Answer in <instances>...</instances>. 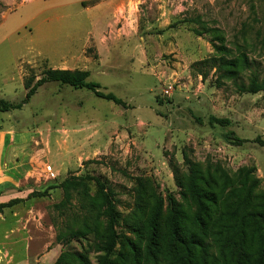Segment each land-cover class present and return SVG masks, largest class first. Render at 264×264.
<instances>
[{
	"label": "rangeland",
	"instance_id": "374dc122",
	"mask_svg": "<svg viewBox=\"0 0 264 264\" xmlns=\"http://www.w3.org/2000/svg\"><path fill=\"white\" fill-rule=\"evenodd\" d=\"M86 39H121L119 70L87 81L123 104L55 81L25 100V82L55 69L57 54ZM86 53L101 59L93 46ZM243 55L248 67L219 65ZM177 68L183 78L169 74ZM147 86L152 101L137 96ZM0 100L19 105H0V130L31 132L23 138L28 151L43 146L40 131L61 126V116L69 135L81 126L102 132L108 120L107 146L93 143L92 154L66 173L81 183L69 200L47 162L40 182L32 179L3 203L0 264H53L60 256L70 264H170V208L182 233L199 235L214 252L218 224L264 196V0H0ZM139 114L146 123H137ZM190 163L209 197L206 230L194 223L197 206L185 187ZM158 204V239L149 252Z\"/></svg>",
	"mask_w": 264,
	"mask_h": 264
},
{
	"label": "trees",
	"instance_id": "16d2710c",
	"mask_svg": "<svg viewBox=\"0 0 264 264\" xmlns=\"http://www.w3.org/2000/svg\"><path fill=\"white\" fill-rule=\"evenodd\" d=\"M214 48H217L213 45ZM241 60V61H240ZM220 66L236 68L238 66L243 69L249 66L248 58L243 55L240 59H220ZM89 72L86 70H68V69H46L42 72V77L33 83L32 79L25 82V100H27L35 90L47 81H55L60 84L69 85L72 88H86L92 90L96 96L114 101L117 104L123 102L113 93H102L98 91L99 84L87 81ZM258 89H251V92H256ZM1 110L8 108H18L19 105H9L0 100ZM215 119H211V121ZM195 164L190 163V174L188 175L186 185L190 196L197 206V213L194 216V223L198 229L206 230L205 213L207 207L205 200H208V195L204 194L199 187V181L202 177ZM64 189L65 200H69L70 192L77 190L81 185L72 179H63L58 186ZM0 203V208L4 207ZM161 205L158 204L153 210L148 223L147 250L150 252L157 244L158 239V219L160 215ZM168 217V242L167 247L174 257L170 264H264V196L261 201L254 204V207L242 209L237 208L225 223L218 224L219 228L215 233H212L213 240L218 243L214 252L210 250V244L205 239L194 233L184 234L181 231L179 221L180 215L178 211L169 209ZM216 225V224H215ZM215 236V237H214ZM133 254L135 247H130ZM75 256L82 261L80 255ZM107 261L105 260V264ZM53 264H70L64 263L63 257H59Z\"/></svg>",
	"mask_w": 264,
	"mask_h": 264
},
{
	"label": "crops",
	"instance_id": "0c3cea01",
	"mask_svg": "<svg viewBox=\"0 0 264 264\" xmlns=\"http://www.w3.org/2000/svg\"><path fill=\"white\" fill-rule=\"evenodd\" d=\"M98 12V9H90L89 13ZM64 18V17H62ZM96 21V20H95ZM94 22V21H93ZM77 26L75 21L74 27ZM121 39H110L108 41L99 40H83L79 49L74 51L63 52L58 55L55 59L56 63L53 64L55 69H68V70H86L89 72V76L93 74L108 76L119 70L118 54L121 53L120 44ZM89 46H93L98 52L101 53V61H92L91 57L86 53ZM182 70L171 71L169 74L174 76V78H183ZM185 84V83H184ZM183 88V87H182ZM107 89V88H105ZM184 90V89H183ZM152 87H144L143 89H137V96L142 97L147 95L149 101H152ZM176 92H180L179 88ZM175 93H173L174 96ZM157 96L154 100L157 105H163L156 101ZM123 99V98H122ZM152 104L151 102H149ZM156 108H151L152 112ZM64 115H66L64 113ZM119 117V115H117ZM144 116L139 114L137 116V123H146ZM61 126L58 128H51L40 131L41 141L43 146L41 148H33V150L28 151L26 146H24L25 135L24 133H31L25 131H17L15 129L0 130V203H5L12 198H17L18 190L30 186L32 179L35 182L39 181V178H43L44 163L51 162L56 179L54 181L55 185H58L63 179L68 175L66 173L76 162L79 160L87 159L88 156L92 154V144H96L101 150L102 147L107 146V116L104 117L103 130L101 132L87 131L88 126H81L78 129H71L73 135H69V130L64 126L68 123V120L61 116ZM33 132V131H32ZM33 142L40 143L38 139L33 140L32 135H30ZM24 138V140H23ZM16 143H22L20 146H16ZM33 145V143L31 142ZM39 149V150H38ZM30 164V166H29ZM46 178L47 175L45 174ZM54 179V178H53ZM40 182V181H39ZM28 262V261H27Z\"/></svg>",
	"mask_w": 264,
	"mask_h": 264
},
{
	"label": "built area",
	"instance_id": "2783aa9c",
	"mask_svg": "<svg viewBox=\"0 0 264 264\" xmlns=\"http://www.w3.org/2000/svg\"><path fill=\"white\" fill-rule=\"evenodd\" d=\"M168 89H172V86L171 85H168V88L167 90L164 91V93H168ZM49 175H51L52 177L54 176L52 172L49 171Z\"/></svg>",
	"mask_w": 264,
	"mask_h": 264
}]
</instances>
